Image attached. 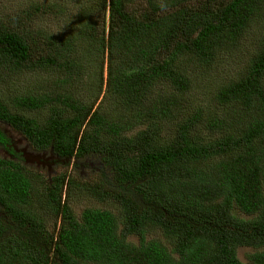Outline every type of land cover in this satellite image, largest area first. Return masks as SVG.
<instances>
[{
	"label": "trees",
	"instance_id": "obj_1",
	"mask_svg": "<svg viewBox=\"0 0 264 264\" xmlns=\"http://www.w3.org/2000/svg\"><path fill=\"white\" fill-rule=\"evenodd\" d=\"M134 2L77 3L79 36L49 35L44 54L31 13L0 4V78L51 68L0 98V121L79 168L0 157V264H264V0ZM94 158L106 170L83 179ZM79 196L95 202L81 215Z\"/></svg>",
	"mask_w": 264,
	"mask_h": 264
},
{
	"label": "rangeland",
	"instance_id": "obj_2",
	"mask_svg": "<svg viewBox=\"0 0 264 264\" xmlns=\"http://www.w3.org/2000/svg\"><path fill=\"white\" fill-rule=\"evenodd\" d=\"M55 2H60L61 6L55 7ZM89 0H0V4L3 3L5 5H9V7L6 9L5 13L8 16L12 15H20L24 18V11L31 13V18L29 19L28 27L32 30H37V33H34L33 36L35 37L37 41V46L40 47V52L47 53L48 48H46V41L49 35H56L59 38L60 37H70L71 35L75 34L76 36H79V28L76 25L77 21V14L80 9V5L77 6V3L82 5H88ZM85 5V6H86ZM148 2L147 0H135L134 3H130L128 5V9L134 13L140 12L141 8L147 7ZM37 6V8H35ZM172 9H170L169 12H171ZM38 11V12H35ZM167 11V10H166ZM164 11V12H166ZM168 12V13H169ZM135 14V13H134ZM39 31V32H38ZM249 36L246 38L244 43L249 46L251 49H255L257 47L256 42V34L255 33H249ZM95 48V45L91 48L93 50ZM90 50V51H91ZM81 55V54H80ZM247 59H245L246 61ZM88 66L91 65V63H87ZM95 65H97L95 63ZM93 66L89 68L88 71H86V75L84 80L86 83L78 82L75 87L83 86L82 95L83 97H87L88 94H91L93 98L97 95V87L95 90L91 89L94 86L93 82H96L99 80L98 78V67ZM108 66V58L105 60V73L104 78L107 79V67ZM51 68H44L42 72L38 71V75L33 73L32 71H28L24 76L23 74H13V75H2L0 78V98L6 97L9 98L12 95L19 94L20 91H26L27 88L31 89L30 85L37 84L38 80L41 79L44 75L49 76L50 73H48V70ZM233 72H236L233 67L230 68ZM234 75V74H233ZM51 79V78H50ZM97 83V82H96ZM194 89L199 91L197 95V100L193 102L192 107L195 109L197 103H200L201 105H204L208 102L209 98L205 97L201 93V88L197 87L196 85L193 86ZM106 88V85H104L103 89ZM160 89L157 87L155 90V95H157V92ZM93 92V95H92ZM193 92V90L191 91ZM203 92V91H202ZM210 94V93H209ZM210 96H212L210 94ZM103 99V94H101L98 104ZM106 104V103H105ZM27 143V140L25 141ZM3 151H0L2 153ZM1 155V154H0ZM48 155V154H47ZM52 156V153H50ZM4 158H7L8 156H2ZM56 160V157L53 155V159ZM100 159L94 158L91 160L92 166L91 168H83V179L89 178L93 176L98 177L99 175H102L106 169L103 168L102 165H100ZM76 160H73L69 166H67L65 163L56 161L51 166L49 164L43 165L40 164V167L37 168L35 166L34 168L41 172L43 175L49 176V171L52 173V176L55 174H62L64 172H70L74 169H79L75 166ZM83 164V163H82ZM84 165V164H83ZM50 166V167H49ZM82 166V165H81ZM50 168V170H49ZM98 173V174H97ZM50 177V176H49ZM48 177V178H49ZM87 178V179H88ZM71 207L75 211L77 215H81L82 211L90 206L92 203L95 205V202L91 201L90 198L86 196H79L76 197L74 200H70ZM61 218V217H59ZM61 220L58 222V226H60ZM49 226H52V223H49ZM52 228V227H51ZM153 234L160 235L161 233L159 231H155ZM250 252V249L242 248L239 250V256L242 260H246L245 253Z\"/></svg>",
	"mask_w": 264,
	"mask_h": 264
},
{
	"label": "flooded vegetation",
	"instance_id": "obj_3",
	"mask_svg": "<svg viewBox=\"0 0 264 264\" xmlns=\"http://www.w3.org/2000/svg\"><path fill=\"white\" fill-rule=\"evenodd\" d=\"M0 129L5 133L4 137H0V151H3L2 153H0V157L8 156L7 158L16 159V153L24 154L25 152V156L27 158H30L29 161L31 162V164L29 165L32 167H34L35 165H37L38 167L40 163H42L43 165L49 164L51 166L57 161L58 157H56V160H52L53 156H51L47 151L39 152L30 147L29 143L26 144V142L23 140L25 139V137L22 135V133L14 130L10 125H7L4 122L0 121ZM4 139L7 140L4 141ZM21 142L28 146L22 147ZM36 155H41V157L39 156L35 159Z\"/></svg>",
	"mask_w": 264,
	"mask_h": 264
},
{
	"label": "clouds",
	"instance_id": "obj_4",
	"mask_svg": "<svg viewBox=\"0 0 264 264\" xmlns=\"http://www.w3.org/2000/svg\"><path fill=\"white\" fill-rule=\"evenodd\" d=\"M23 136H24V134H22ZM25 137V136H24ZM24 141H26L27 140V143L26 144H28L29 143V141H28V139H27V137H25V139H23ZM21 145H22V147H27L28 145H25L23 142H21ZM29 145H30V143H29ZM30 147H31V145H30ZM24 152V151H23ZM48 152V151H47ZM49 154L51 153V152H48ZM24 160L23 161H20L23 165H25V166H27V167H32V166H30L29 164H31V162L29 161L30 160V158H27L26 156H25V152H24ZM55 156V157H57L54 153H52V156ZM41 157V155H36L35 156V159L36 158H38V157ZM41 164V163H40ZM33 165V164H32ZM35 166H37V165H35ZM34 166V167H35ZM40 167V165H38V167L37 168H39ZM50 167V166H49ZM37 168H36V170H37ZM49 170H50V168H49ZM49 176L50 177H52V173L49 171Z\"/></svg>",
	"mask_w": 264,
	"mask_h": 264
}]
</instances>
